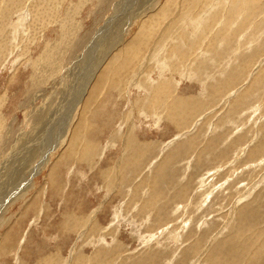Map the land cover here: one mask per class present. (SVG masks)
I'll use <instances>...</instances> for the list:
<instances>
[{
    "label": "rangeland",
    "instance_id": "rangeland-1",
    "mask_svg": "<svg viewBox=\"0 0 264 264\" xmlns=\"http://www.w3.org/2000/svg\"><path fill=\"white\" fill-rule=\"evenodd\" d=\"M118 1L0 0V264H264V0Z\"/></svg>",
    "mask_w": 264,
    "mask_h": 264
},
{
    "label": "bare ground",
    "instance_id": "bare-ground-1",
    "mask_svg": "<svg viewBox=\"0 0 264 264\" xmlns=\"http://www.w3.org/2000/svg\"><path fill=\"white\" fill-rule=\"evenodd\" d=\"M124 1L125 0H119L118 1V3H116L117 5L115 6V9H114V12H113V14L111 15L112 17H113V19H112V21L111 22H113V21H116V18L118 17L117 16V14H118V11L124 6ZM185 1V0H184ZM198 2L200 1V0H197ZM202 1V0H201ZM127 2V1H126ZM137 1L136 0H133L132 1V3L129 5V3H128V7H132V8H135V9H133V13L132 14H134V12H135V16L136 15H139V14H141L142 15V13H144L143 11H144V9L147 7V10H149L151 7H153L154 6V4L156 3L157 4V2H156V0H140L139 1V3L137 4L136 3ZM144 3V9H143V11L142 12H139V8H140V6H141V4H143ZM183 3V2H182ZM186 3V5H188L187 4V2H185ZM165 4V3H164ZM168 4V3H167ZM166 4V5H167ZM192 4H193V2H192ZM191 4V5H192ZM199 4V3H198ZM197 4V5H198ZM183 5H185V4H183ZM195 5V4H194ZM165 6V5H164ZM196 6V5H195ZM200 6V5H199ZM126 7V6H125ZM166 7V6H165ZM194 7V6H193ZM167 9H168V7H166ZM165 8V9H166ZM43 9V8H42ZM136 10V11H135ZM146 10V11H147ZM44 11V10H43ZM156 11V10H155ZM45 13V12H44ZM160 13V12H159ZM46 14V13H45ZM153 14H154V12H153ZM162 14V13H161ZM160 14V15H161ZM152 15V14H151ZM158 15V14H157ZM160 15H158V16H160ZM110 16V17H111ZM149 16H150V14H149ZM45 17V16H44ZM152 17H154V16H152ZM151 19V18H150ZM150 19H149V21H150ZM156 19V18H155ZM160 18L158 17V20H159ZM147 20H148V17H147ZM146 19H145V21H147ZM157 20V19H156ZM108 21H110V20H108ZM45 23V22H44ZM108 23V22H107ZM143 24H144V22H142ZM151 23V22H150ZM38 24V23H37ZM112 24V23H111ZM146 24H147V22H146ZM141 25V24H140ZM149 25V24H148ZM152 25H154L153 23H152ZM156 25V24H155ZM108 26H110V25H108ZM147 26V25H146ZM145 26V27H146ZM103 29V28H102ZM108 29V28H107ZM128 30V29H127ZM138 30V29H137ZM141 30V29H140ZM115 32V31H114ZM113 32V33H114ZM121 32V31H120ZM137 32V31H136ZM103 33V32H102ZM141 34V33H140ZM120 35V34H119ZM142 35V34H141ZM151 35V34H150ZM115 36V35H114ZM152 36V35H151ZM135 37H137V36H135ZM141 37V36H140ZM151 38V37H150ZM139 39V38H138ZM140 39H143L142 37L140 38ZM100 40V39H99ZM101 40H102V38H101ZM114 40H115V38H110L109 39V41H113L110 45H108L109 47L108 48H113V43H114ZM133 41H136V40H133ZM98 42V41H97ZM107 42V41H106ZM93 43H95V42H93ZM138 43V42H137ZM96 44H99V43H96ZM102 44H104V43H102ZM129 44V43H128ZM127 44V45H128ZM139 44V43H138ZM134 44L132 43V41L130 42V44H129V48H131L132 46H133ZM105 46V45H104ZM126 46V45H125ZM141 46V45H140ZM143 46V45H142ZM127 47V46H126ZM139 47V46H138ZM126 49V48H125ZM134 49V48H133ZM111 50V49H110ZM49 52V51H48ZM48 52H47V54H48ZM102 53V52H101ZM104 53V52H103ZM108 53H109V51H108ZM107 53V54H108ZM150 53V52H149ZM128 54H130V53H128ZM144 54V53H143ZM47 56V55H46ZM127 57V56H126ZM130 57V56H129ZM137 57V56H136ZM139 57V56H138ZM107 58V57H106ZM48 60H50V58L48 59ZM79 60V59H78ZM128 60H130L129 58H128ZM135 60H137V59H135ZM80 61V60H79ZM96 61V60H95ZM100 61V60H99ZM130 61H134V60H130ZM97 62V61H96ZM95 62V63H96ZM104 62V61H103ZM127 62H129V61H127ZM131 62V63H132ZM130 63V64H131ZM99 64V63H98ZM98 64H97V67H98ZM94 65V64H93ZM92 65V66H93ZM103 65V64H102ZM125 65V64H124ZM167 65V64H166ZM129 66V65H128ZM77 67V66H76ZM75 67V68H76ZM101 67H103V66H101ZM167 67V66H166ZM71 68V67H70ZM93 70H91V73H90V70H89V72L86 74V75H83L84 76V78H82V79H80V80H83L84 79V81H85V84L83 85V83H82V85H83V92H84V88H88L89 86H90V84L92 83V82H90L89 81V79L91 80V78H88L87 79V81H86V76H88V75H90V76H92L93 74V76H92V79H93V84H92V88H93V90L92 91H89L90 93H88V94H90V95H92V93H93V91L95 90V88H96V86H98V84L100 83V81H99V79H101V77H102V75H103V73H104V70L102 69L101 70V68L100 69H96V66H93ZM120 68V67H119ZM119 68H118V70H119ZM129 68V67H128ZM71 70V69H70ZM117 71V70H116ZM105 74H107V73H105ZM160 76V75H159ZM66 77V76H65ZM105 79V78H104ZM103 80V79H102ZM37 81H38V79H37ZM74 81H75V79H74ZM73 81V82H74ZM92 81V80H91ZM78 84V83H77ZM88 85V86H87ZM78 87H79V85H77ZM81 88H82V86H81ZM80 88V89H81ZM69 89V88H68ZM91 90V89H90ZM87 91V90H86ZM69 94V93H68ZM88 94H87V96H88ZM79 95V94H78ZM84 95V94H83ZM80 96H81V94L79 95V99H80ZM70 97V96H69ZM78 98V97H77ZM64 99V98H63ZM74 102V101H73ZM80 102V101H79ZM78 102V103H79ZM61 103V102H60ZM75 105V104H74ZM62 107V106H61ZM42 108V107H41ZM63 108V107H62ZM77 108V107H76ZM69 109H70V107H69ZM64 110V109H63ZM42 112V111H41ZM40 112V114H38V116H36V122H34V123H36L28 132H24V134L22 135L21 134V136L19 137V139H18V141L15 143V145L13 146V148L12 149H10V152H8V154H7V156H6V160H4V162H3V160L0 162V190L2 189V188H7L5 191H4V189H3V191L1 192L0 191V198H1V200L3 201V200H5V199H8V196H10V195H12L11 193L12 192H20V191H22V189L24 188V186H25V184L27 183V181H29V175H34L35 174V170H36V165H33L34 164V162H35V160H36V154H37V152H43L44 151V149H45V146H46V144H47V142H46V137H47V135L48 134H50V130H52V128H50L51 126H52V116H54V115H52V116H50V113H51V111L50 110H46V111H43V113H41ZM54 114V113H53ZM115 118V117H114ZM83 128V127H82ZM46 130H49V131H46ZM74 131V130H73ZM78 131H80V130H78ZM9 133V132H8ZM81 133V132H80ZM11 134V133H10ZM53 134V133H52ZM128 135V134H127ZM49 136V135H48ZM49 137H51V135L49 136ZM127 144H128V142H126ZM54 146V145H53ZM11 147V146H10ZM50 147V146H49ZM48 150V149H47ZM50 151V150H49ZM69 152V151H68ZM84 153H86V152H84ZM66 154H68V153H66ZM45 155V154H44ZM64 155H65V153H64ZM46 156V155H45ZM42 157H44V156H42ZM40 158V157H39ZM46 158V157H45ZM44 159V158H43ZM48 162V161H47ZM120 163V162H119ZM38 164V163H37ZM40 164V163H39ZM42 164V163H41ZM43 164H44V162H43ZM28 170H29V172H28ZM119 170V169H118ZM12 171V172H11ZM25 171H27V173L26 174H24L25 173ZM10 173V174H9ZM119 175V174H118ZM13 198V197H12ZM0 200V201H1ZM165 232V231H164ZM6 250V249H5ZM197 263V262H196Z\"/></svg>",
    "mask_w": 264,
    "mask_h": 264
}]
</instances>
